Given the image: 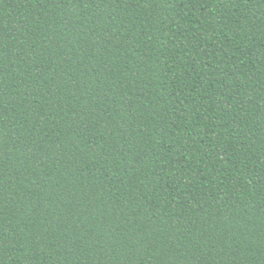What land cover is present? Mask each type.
I'll list each match as a JSON object with an SVG mask.
<instances>
[{
    "label": "trees",
    "instance_id": "1",
    "mask_svg": "<svg viewBox=\"0 0 264 264\" xmlns=\"http://www.w3.org/2000/svg\"><path fill=\"white\" fill-rule=\"evenodd\" d=\"M0 264H264V0H0Z\"/></svg>",
    "mask_w": 264,
    "mask_h": 264
}]
</instances>
